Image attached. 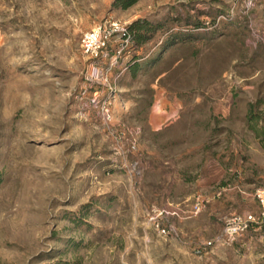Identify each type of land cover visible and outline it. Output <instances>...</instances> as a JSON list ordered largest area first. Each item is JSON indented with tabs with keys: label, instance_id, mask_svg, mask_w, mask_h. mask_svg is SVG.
<instances>
[{
	"label": "rangeland",
	"instance_id": "obj_1",
	"mask_svg": "<svg viewBox=\"0 0 264 264\" xmlns=\"http://www.w3.org/2000/svg\"><path fill=\"white\" fill-rule=\"evenodd\" d=\"M117 1L0 0V264H264V0Z\"/></svg>",
	"mask_w": 264,
	"mask_h": 264
},
{
	"label": "built area",
	"instance_id": "obj_2",
	"mask_svg": "<svg viewBox=\"0 0 264 264\" xmlns=\"http://www.w3.org/2000/svg\"><path fill=\"white\" fill-rule=\"evenodd\" d=\"M129 37L128 28L125 24L118 21L104 22L82 35L80 48L84 55L95 62L101 58L109 57L108 49L111 43H117L116 53L120 54L125 44L128 43ZM93 73L95 76L98 75L97 68H93ZM255 198L260 204L261 215L264 216V190L256 191ZM251 222H253L251 215L243 220L238 219L237 227H227L226 235L233 237L239 230L246 229Z\"/></svg>",
	"mask_w": 264,
	"mask_h": 264
},
{
	"label": "trees",
	"instance_id": "obj_3",
	"mask_svg": "<svg viewBox=\"0 0 264 264\" xmlns=\"http://www.w3.org/2000/svg\"><path fill=\"white\" fill-rule=\"evenodd\" d=\"M138 0H119L117 4L123 9L128 8L129 6L135 4ZM152 31L149 26L141 21L134 22L129 27V32L132 33L134 40L138 44L144 43L149 37H146L145 34Z\"/></svg>",
	"mask_w": 264,
	"mask_h": 264
}]
</instances>
